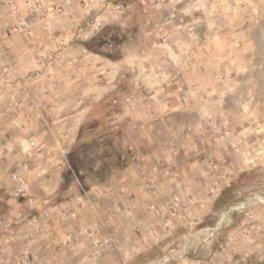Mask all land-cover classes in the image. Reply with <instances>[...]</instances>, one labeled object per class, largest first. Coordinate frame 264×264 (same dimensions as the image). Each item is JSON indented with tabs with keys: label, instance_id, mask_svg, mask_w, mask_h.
Listing matches in <instances>:
<instances>
[{
	"label": "rangeland",
	"instance_id": "1",
	"mask_svg": "<svg viewBox=\"0 0 264 264\" xmlns=\"http://www.w3.org/2000/svg\"><path fill=\"white\" fill-rule=\"evenodd\" d=\"M111 1L123 4L124 11L106 12L103 15L106 20L104 26L88 41L74 35L73 42L80 49L79 55L71 54L69 45L59 65L66 63L77 68L81 56L114 61L123 55L125 43L131 41L139 44L138 52L143 54V58L151 57L150 52L156 47L154 57L164 64L158 62L156 67L151 63L144 65L141 69L146 77L143 78V85L148 83L145 79H155L151 73L155 75L157 72V81L150 88H144L148 91L137 93V97H127L125 100L121 90L124 86L117 88L118 77L114 80L108 78V71L104 70L102 63L97 65L100 68L98 81L112 88L109 93L99 101H92L86 94L88 84L83 80L82 89L75 91L71 98L60 97V100L68 99L67 103L70 104L67 110L57 114L64 123L55 131L57 135L69 137L66 139H70V142L61 145L66 158L62 160L63 173L59 184L63 183L64 175L69 172V160L76 159L78 155L84 163L90 164L87 165L92 173L88 177L87 165L85 168L81 164L76 167L75 172L81 182L78 189L81 185L87 188L109 182L111 175L120 171L114 163L130 158L127 151L131 152L129 147L134 143L129 138L135 130L118 124L125 120L117 116L120 104L161 102L170 107L161 113L162 116L159 114L157 133L159 136L165 133L171 153H166L159 161V170L164 171L168 180L173 178L174 186L178 187V182H183L185 178L183 175L187 166L191 167L192 173L196 172L192 174L190 184L202 182L199 181L198 170L206 164V176H202L203 185L208 190L205 192L203 209L195 205L193 198L183 194L182 190L171 200L165 193L162 196L167 203L165 210L161 216L156 215L162 222V226H158L159 234L163 232L167 236L169 230H166V223L172 224L176 217L187 227L183 228V232L203 228L209 237L222 231L238 211L256 205L264 209V0ZM7 3V0H0V8ZM2 9L5 10V7ZM86 13L88 11L81 15L79 23L87 28L88 23L100 13L96 10ZM90 43L97 50L90 47ZM3 47L0 48V264H54V253L60 252L61 248L51 242L50 236L35 231L30 220L34 214L41 215L46 222L50 220L52 227L49 223L47 225L53 233L61 225L55 220L59 214L51 212L49 206L59 201L65 202L68 198L61 187L51 194L50 189L49 192L46 190V187L53 190L54 183L49 181V174L41 177L36 172L37 162L31 163L28 159L27 163L30 194L37 202L30 205L23 201L16 208L15 211L22 217L19 225H16L18 230L15 234L3 228V222L11 216L9 201L13 198L12 183L6 173L9 166L6 157L11 155L4 154V150L14 144L16 147L12 153L20 151L17 148L19 139L31 137V133L35 132L31 125L19 128V124H14L20 115L22 118L21 106L40 105L43 100L39 93V82L35 78L41 76L40 70L33 62L32 53L24 74L26 78L17 79L15 74L10 76L7 70L9 63L4 55V52L8 53L7 45ZM83 48L87 49V53L82 51ZM66 58L75 61L69 63ZM86 66L82 64L80 68ZM26 80L29 83L26 84ZM165 83L168 84L167 92L163 91L164 85H167ZM22 86L26 87L25 90ZM26 89L28 93L23 97ZM129 89L127 92H131ZM76 101H80L79 108L77 105L74 107ZM78 115L80 124L74 122V117ZM168 118L171 120L170 126L165 123ZM86 141H90L91 145L83 144ZM39 147L43 148L40 144ZM212 147L211 158L206 163L200 155ZM41 151H46L45 147ZM195 153V156L190 155ZM26 155L33 157L35 151ZM72 166L75 167L74 163ZM105 166H113L111 175L104 178L95 175ZM175 199L179 201L178 206L173 204ZM193 215L198 217L196 224H191ZM19 228L22 229L19 231ZM28 248H31L30 252Z\"/></svg>",
	"mask_w": 264,
	"mask_h": 264
},
{
	"label": "crops",
	"instance_id": "2",
	"mask_svg": "<svg viewBox=\"0 0 264 264\" xmlns=\"http://www.w3.org/2000/svg\"><path fill=\"white\" fill-rule=\"evenodd\" d=\"M13 1L23 11L27 9L24 0ZM2 7H5V10ZM95 7L98 8L99 5ZM88 8L79 4L72 5L69 9L71 11L69 15L59 17L56 29L61 33L73 35L75 27L80 24L81 15L84 16ZM0 13V36L6 37L0 38V48L7 45L8 53L4 52V55L7 63H9L7 70L11 73L10 76L15 74L17 79L26 78L24 74L31 53L33 62L40 70L41 75L35 78L39 82L38 87H40L39 93L42 95V103L34 106L22 105V118L20 115V118L14 124H19V128L23 125H31L35 129V132L33 131L31 135H34L35 141L43 146L41 149L45 147L46 150L41 151L40 154L35 153L33 157L28 158L25 153H21L20 146L17 145V148L20 149V151L15 152L17 154L7 153V155H11V157H6L8 158V165H11L6 168V173L12 183L13 198L9 201L11 216L3 222L5 231H12L14 234L17 232V226L22 216L15 210L23 201L30 204L28 196L32 197L30 194L32 190L28 179L30 175L28 174L27 164L28 159H30L31 163L37 162L38 165L42 163L40 165L47 170V173L42 176L49 174V181L54 183L53 190L51 187H46V190L50 189L51 194L61 187L66 192L69 200L59 201L55 205L49 206L51 212L59 214L57 216L59 218L55 217V220L57 224L61 225L53 233L47 225L48 223L50 226L53 224L50 220L46 222L41 215L34 214L33 217H39L44 223L43 233L37 231L32 219L30 220L35 231L44 236H50L51 242L53 241L61 248L60 252H55L56 256L54 253V264H61L62 262L70 264L264 263V209L258 205L254 208L248 207L247 210L238 211L222 231L209 237L205 235L203 228L198 231L183 232V228L187 227L176 217L172 221L173 230L171 234L168 236H165L163 232L159 234L158 226L159 224L162 226V222L157 218L156 212L151 207L166 205V200L164 201V198H162L165 193L168 199L171 200L175 195H180L178 192L182 190L183 194L193 198L195 205L197 204L198 207L203 209L205 207H202L205 201V192L208 187L203 185L204 179L202 176H206V164L198 170L199 181L202 182L190 184V178L196 172L192 173L191 167L187 166L184 171L183 176L185 178H183V182L179 183L176 180L178 187L174 186L173 178L168 180L164 176V171L159 170L158 163L167 155L166 153H171L169 149L171 145L170 142L167 143L165 133L163 136H159L157 133L160 125L158 117L167 109L169 110L170 105L161 104V102H156L157 100L153 104L138 101L120 104L117 116L118 119L125 118V120L119 121L118 124L127 127L128 130L131 128L135 130L134 135L129 138L134 143H130L131 152L127 151L130 158L121 159L120 164L117 165L120 168L118 173L115 172V175L112 174V171L109 173L107 171L95 173V175L105 174L107 176L112 174L109 182H104L101 185L94 184L87 188L81 185L78 189L81 182L78 174L74 173V178H72L69 187L62 188V183L59 184L58 180L61 179L63 173L61 164L62 160H65L66 154L61 149V145L69 143L70 139H66L69 137H65L63 134L61 136L57 135L55 129L64 123L57 114L67 110L70 103H67L68 99L60 100V97L63 95L65 98H71V95H75V91L82 89L83 80L88 84H86V94L91 97L92 101H99L106 93H109L112 88L101 85L98 81L100 68L97 65L101 63L104 65V70L107 69L108 71V78L114 80L118 77L117 88L118 86H124L121 90L122 94L125 95V100L128 99L127 97H137V93L144 90L148 91L149 89L144 88H150L154 81L155 83L157 81V72L155 75L151 73L152 78L155 79L153 81H151V77L145 79L148 83L143 85V78L146 77L141 69L144 65L151 63L156 67L158 62L160 64L164 63L157 61L158 59L154 57L156 47L150 52L152 58H143V54L138 52L140 49L139 44L131 41L125 43L126 45L122 48L123 55L117 60L112 61L97 57L90 59V57L81 58L83 57L81 56L79 57V68L63 63L56 66L54 72H51L47 65H39L35 59L37 52L41 48L43 49L47 42L43 39L42 41L31 40L23 33L12 32L11 25L16 21L17 15L13 14L8 3L1 6ZM75 47L76 44L72 42L68 50L73 55L76 53L79 55L80 49ZM155 59L156 61H154ZM98 60L99 62H97ZM82 64H87V66L80 68ZM112 66L114 69L111 71ZM27 83L29 82L27 81ZM25 86H22V89L25 90ZM62 87L66 89H62ZM128 89L131 92H127ZM27 90L24 91L23 97L28 93ZM163 91H168V84L164 85ZM46 97L48 99L44 100ZM79 97H81L80 94ZM79 104L80 101H76L74 107L78 106L79 108ZM79 115L77 118L74 117V122H77V124H80ZM168 119H165L166 126L171 125V120ZM95 122L98 123V121ZM66 123L68 122L66 121ZM128 132L131 136L130 131ZM11 142L15 141H9L8 143ZM212 149L213 147L208 148L206 153L200 155L206 163L211 158L210 152ZM190 155L195 156L196 153ZM35 170L38 173L37 169ZM14 171H22L26 174L29 182L27 197L16 194V183L11 177V173ZM157 200L162 203H155L158 202ZM9 223L11 225L8 227ZM21 229L19 228V231ZM203 235H205V238ZM103 239H109V243L101 245L100 240ZM30 249L28 248L27 251L30 252Z\"/></svg>",
	"mask_w": 264,
	"mask_h": 264
},
{
	"label": "built area",
	"instance_id": "3",
	"mask_svg": "<svg viewBox=\"0 0 264 264\" xmlns=\"http://www.w3.org/2000/svg\"><path fill=\"white\" fill-rule=\"evenodd\" d=\"M8 5L11 8L13 14L17 15L16 21L11 25L12 32L23 33L27 38L31 40H45L47 45L40 49L36 54V62L39 65H47L51 72H54L55 67L59 65L63 60L65 49L71 45L74 40V35L81 36L84 40L88 41L96 35L104 26L106 20L103 15L106 12H123L124 6L118 2L111 0H24L27 9L23 11L15 1L7 0ZM74 4H79L83 7H89L86 11L87 14L92 10L99 11L100 15H96L92 21L88 23V27H83L78 24L73 32V35H67L61 33L56 29V23L59 17L69 15L70 7ZM99 5L98 8L95 6ZM1 15V13H0ZM82 51L87 53V49L83 48ZM69 63H73V58H66ZM4 150V154L12 152L16 145L10 144ZM18 145L21 151L24 153H30L31 151L41 152L39 144L32 137L21 140ZM39 175H45L47 170L41 165L36 166ZM13 181L16 183V194L18 196L25 197L29 192V182L26 178V174L22 171H14L11 173ZM30 204H34L36 200L29 197ZM174 205L178 206L179 201L175 199ZM165 204L159 206H152L156 214L162 215L165 210ZM75 215V214H74ZM191 224H196L198 221L197 216L190 218ZM32 222L35 224L37 231L44 232V223L39 217H33ZM9 223L7 226L9 227ZM171 228V229H170ZM166 230L168 234H171L173 228L170 222L166 223ZM109 243V239L100 240L101 245Z\"/></svg>",
	"mask_w": 264,
	"mask_h": 264
},
{
	"label": "trees",
	"instance_id": "4",
	"mask_svg": "<svg viewBox=\"0 0 264 264\" xmlns=\"http://www.w3.org/2000/svg\"><path fill=\"white\" fill-rule=\"evenodd\" d=\"M102 42V41H101ZM99 44H101V43H99ZM90 45V47H92L93 49H95V50H97L93 45H92V43H90L89 44ZM102 46V45H101ZM83 144H86L87 146L88 145H91V142L90 141H86L85 143H83ZM73 154V153H72ZM83 154V153H82ZM87 162H90L89 160H87ZM69 163L71 164V167H70V169H69V172H67V174H65L64 175V179H63V183H62V188H68L69 187V185H70V183H71V181H72V178H73V176H74V173H76L75 171L77 170L76 169V167L77 166H79V164H81V167H83V168H85V166L88 164V165H90L89 163H84L82 160H81V158L79 157V155L76 157V159L74 158V159H71V161L69 160ZM74 163V165H75V167H73L72 166V164ZM118 164H120L119 162H117V163H114V165H118ZM87 165V166H88ZM88 168L89 169H87V171H88V173H87V175H90V172H89V170H90V167L88 166ZM111 168L112 167H110V166H105L104 168H102L101 170H99V171H107L108 173L111 171ZM99 171H98V173H99ZM101 176H102V178H104L105 176H107V175H103V174H101ZM84 177H85V175H84ZM260 264H264V263H260Z\"/></svg>",
	"mask_w": 264,
	"mask_h": 264
},
{
	"label": "water",
	"instance_id": "5",
	"mask_svg": "<svg viewBox=\"0 0 264 264\" xmlns=\"http://www.w3.org/2000/svg\"><path fill=\"white\" fill-rule=\"evenodd\" d=\"M234 208H232V209H230V210H228L227 212H226V214H228L231 210H233Z\"/></svg>",
	"mask_w": 264,
	"mask_h": 264
},
{
	"label": "bare ground",
	"instance_id": "6",
	"mask_svg": "<svg viewBox=\"0 0 264 264\" xmlns=\"http://www.w3.org/2000/svg\"><path fill=\"white\" fill-rule=\"evenodd\" d=\"M227 217H228V215H227Z\"/></svg>",
	"mask_w": 264,
	"mask_h": 264
}]
</instances>
